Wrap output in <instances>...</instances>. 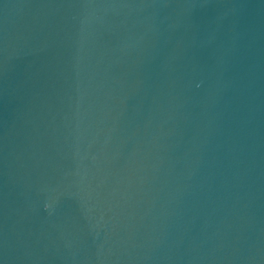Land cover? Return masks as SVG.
<instances>
[{"label":"water","instance_id":"water-1","mask_svg":"<svg viewBox=\"0 0 264 264\" xmlns=\"http://www.w3.org/2000/svg\"><path fill=\"white\" fill-rule=\"evenodd\" d=\"M0 264H264V0H0Z\"/></svg>","mask_w":264,"mask_h":264}]
</instances>
